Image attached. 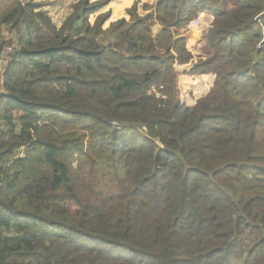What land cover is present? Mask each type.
<instances>
[{
    "label": "trees",
    "instance_id": "1",
    "mask_svg": "<svg viewBox=\"0 0 264 264\" xmlns=\"http://www.w3.org/2000/svg\"><path fill=\"white\" fill-rule=\"evenodd\" d=\"M110 1L0 16V264H264V0Z\"/></svg>",
    "mask_w": 264,
    "mask_h": 264
},
{
    "label": "crops",
    "instance_id": "2",
    "mask_svg": "<svg viewBox=\"0 0 264 264\" xmlns=\"http://www.w3.org/2000/svg\"><path fill=\"white\" fill-rule=\"evenodd\" d=\"M79 1H81V0H51L49 5H46L43 9L48 12L53 23L58 28H60L64 24L66 19L72 13V11L69 9V6H71V4L77 3ZM118 1H121V0H111L110 3L106 7L103 8V9H105L106 12H108V11L111 12L110 18L105 22V24L108 22H115V21H117V19H121V18H126V19L130 18L129 15L127 14V10L133 6L134 0H130L129 4L126 5L125 7H123V10H122L123 15L122 16H120L118 18H114L113 4L117 3ZM94 16H97V15L95 14ZM109 25H110V23H109Z\"/></svg>",
    "mask_w": 264,
    "mask_h": 264
},
{
    "label": "rangeland",
    "instance_id": "3",
    "mask_svg": "<svg viewBox=\"0 0 264 264\" xmlns=\"http://www.w3.org/2000/svg\"><path fill=\"white\" fill-rule=\"evenodd\" d=\"M25 1V0H24ZM35 2H37V3H45V5H49V3L51 2V0H34ZM92 2H94V1H98V0H91ZM7 2H8V0H0V16L2 15V13L5 11V9L7 8ZM73 4H75V3H73ZM72 5V4H71ZM69 9H70V6H69ZM71 10V9H70ZM108 11V10H107ZM106 11H105V9H103L102 11H100L98 14H96L97 16L99 15V14H101V13H105ZM97 16H92L91 18H90V22H91V24H94V22H95V20H96V17ZM122 19V18H121ZM126 19V18H125ZM119 19H117V21H118ZM127 20H129V19H127ZM257 21V23H258V26L261 28V33H262V41H264V22L263 21H261V20H259V19H257L256 20ZM116 22V21H115ZM109 23L111 24V23H113V22H108V23H106V24H104V26H103V28L104 29H107L110 25H109ZM202 25H203V27H204V31H205V29H206V27H207V25H208V21H206V22H204V23H202ZM6 35H7V33H5ZM198 37V36H197ZM196 37V38H197ZM202 37L204 38V34H202ZM205 39V38H204ZM195 43V42H194ZM197 44L198 45H196L195 46V48H196V50L198 51V52H204L205 51V47H206V45H205V41L203 42V39H201V40H199V41H197ZM7 59V57H1V51H0V60L1 61H3V63H5V60ZM21 157H23V155H21ZM77 157L75 156V159H76ZM74 166L76 167L77 166V164H74ZM72 205V203H68V206H71Z\"/></svg>",
    "mask_w": 264,
    "mask_h": 264
},
{
    "label": "built area",
    "instance_id": "4",
    "mask_svg": "<svg viewBox=\"0 0 264 264\" xmlns=\"http://www.w3.org/2000/svg\"><path fill=\"white\" fill-rule=\"evenodd\" d=\"M12 52V47H5L1 51V57H8V55ZM4 64L3 61L0 60V81L2 80L4 74Z\"/></svg>",
    "mask_w": 264,
    "mask_h": 264
}]
</instances>
